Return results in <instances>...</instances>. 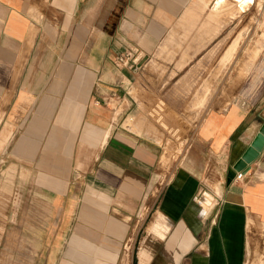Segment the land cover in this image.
Instances as JSON below:
<instances>
[{
	"label": "crops",
	"instance_id": "crops-1",
	"mask_svg": "<svg viewBox=\"0 0 264 264\" xmlns=\"http://www.w3.org/2000/svg\"><path fill=\"white\" fill-rule=\"evenodd\" d=\"M208 4L0 0V226L14 199L38 215V263L264 264V150L233 169L264 125V47L183 158L126 124L138 72L117 56L149 58Z\"/></svg>",
	"mask_w": 264,
	"mask_h": 264
},
{
	"label": "rangeland",
	"instance_id": "rangeland-1",
	"mask_svg": "<svg viewBox=\"0 0 264 264\" xmlns=\"http://www.w3.org/2000/svg\"><path fill=\"white\" fill-rule=\"evenodd\" d=\"M207 1L205 23L171 34L152 56L140 60L130 88L133 97H141L140 115H130L127 128L145 122L148 135L162 147L163 161L188 154L203 117L228 105L233 84L247 77L246 68L264 47V0H214V11L212 0ZM146 96L154 100L145 101ZM13 206L15 214L7 216L13 230L0 226V264H41L40 231L23 229L37 224L38 215L21 214L19 199Z\"/></svg>",
	"mask_w": 264,
	"mask_h": 264
},
{
	"label": "water",
	"instance_id": "water-1",
	"mask_svg": "<svg viewBox=\"0 0 264 264\" xmlns=\"http://www.w3.org/2000/svg\"><path fill=\"white\" fill-rule=\"evenodd\" d=\"M262 150H264V125L259 128L250 144L234 163L233 169L246 173L250 169V164L257 159Z\"/></svg>",
	"mask_w": 264,
	"mask_h": 264
},
{
	"label": "built area",
	"instance_id": "built-area-1",
	"mask_svg": "<svg viewBox=\"0 0 264 264\" xmlns=\"http://www.w3.org/2000/svg\"><path fill=\"white\" fill-rule=\"evenodd\" d=\"M140 64V56L133 50L119 54L115 60V66L117 68H127L133 72L140 70ZM242 176L241 173H237L235 180H241Z\"/></svg>",
	"mask_w": 264,
	"mask_h": 264
},
{
	"label": "bare ground",
	"instance_id": "bare-ground-1",
	"mask_svg": "<svg viewBox=\"0 0 264 264\" xmlns=\"http://www.w3.org/2000/svg\"><path fill=\"white\" fill-rule=\"evenodd\" d=\"M236 1V0H234ZM216 2V1H215ZM215 4V3H214ZM204 203L208 204L209 202L206 200V198L204 199Z\"/></svg>",
	"mask_w": 264,
	"mask_h": 264
}]
</instances>
